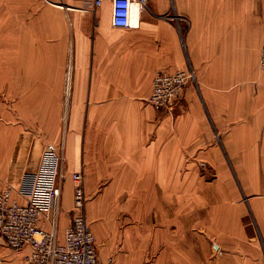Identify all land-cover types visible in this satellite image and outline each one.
I'll return each instance as SVG.
<instances>
[{
	"label": "crops",
	"instance_id": "crops-1",
	"mask_svg": "<svg viewBox=\"0 0 264 264\" xmlns=\"http://www.w3.org/2000/svg\"><path fill=\"white\" fill-rule=\"evenodd\" d=\"M9 1L0 0V191L10 185L22 203L44 145L30 147V166L16 164L15 144L24 142L23 159L31 133L19 134L14 111L39 112L61 90L44 80L64 63L48 62L46 25L9 21ZM68 1L65 167L85 176L99 260L118 245V264H264V0H148L132 28L111 25L108 1L95 13ZM180 69L194 80L160 112L148 102L152 79ZM16 79L22 90H12ZM62 197L60 239L74 206L69 178ZM25 252L2 246L0 264H26Z\"/></svg>",
	"mask_w": 264,
	"mask_h": 264
},
{
	"label": "built area",
	"instance_id": "built-area-1",
	"mask_svg": "<svg viewBox=\"0 0 264 264\" xmlns=\"http://www.w3.org/2000/svg\"><path fill=\"white\" fill-rule=\"evenodd\" d=\"M83 7L95 13L104 2L111 5L113 27H137L139 13L148 0H79ZM63 2V1H62ZM64 4V2L62 3ZM136 9V20L133 10ZM264 71V43L259 57ZM194 80L192 70L158 71L152 79L149 102L156 109L170 110L182 95L185 84ZM62 155L54 146L43 150L38 168L25 202L12 197V187L0 191V249L8 247L23 252L26 264H113L111 258H98L95 236L85 216L83 175L73 173L74 198L70 224L60 239L57 233L58 217L53 209L61 192L59 175Z\"/></svg>",
	"mask_w": 264,
	"mask_h": 264
},
{
	"label": "rangeland",
	"instance_id": "rangeland-1",
	"mask_svg": "<svg viewBox=\"0 0 264 264\" xmlns=\"http://www.w3.org/2000/svg\"><path fill=\"white\" fill-rule=\"evenodd\" d=\"M64 4H62L63 2ZM78 1V0H77ZM79 5H82L80 1H78ZM72 4L69 3L68 0H11L7 4L6 13L8 15L10 22H17L24 18L25 21H31L32 24H40L46 25V41L47 44H50V48L47 51L48 62L55 63L56 60H62L64 63V70L63 73L59 74L57 72H50L48 76L44 80V85L46 87L52 88H60L61 90H54L55 94H49L47 101L40 107L39 112L35 114V112L30 113V117L26 120L22 119L21 113L18 111H14V117L12 123L16 126V129L19 130V134L23 136L24 131H29L31 133L30 137V144L27 142L25 143V147H27V152L24 154V158L22 159V152H23V143L19 142L16 143V148L18 152L20 151V157H15L16 164L18 165L21 160L22 167L27 168L31 165L30 160H33V150L30 147H34L35 144L44 145V148L41 151V154L45 147L47 146H54L55 149L62 155V164L60 169L59 175V182L61 187L60 196L58 199V205L53 209V215L58 217V225L61 223L62 215L60 213L62 206H63V197L62 190H64V185L67 179L69 178L73 183V198H74V181H73V173L81 172L83 175V186L85 184L84 174L82 170L76 171H68V168L65 167V155H64V137L68 127L69 121V111H70V98H71V76H72V61H73V46H72V37H71V7ZM148 6V1H147ZM67 9H66V8ZM98 17V16H97ZM98 22V18H95L94 23ZM67 36V42L64 44L62 42V46L58 47V34ZM58 45V46H56ZM262 48V47H261ZM21 49V48H20ZM33 54V52H32ZM48 64V66L50 65ZM263 71V70H262ZM70 78V79H69ZM7 81V80H5ZM31 83V86H33ZM1 84V80H0ZM11 87L14 88L12 90H22L23 88V80L16 79L10 82ZM5 87L8 86L7 82H5ZM151 93V91H150ZM148 96V102H149ZM180 99V98H179ZM178 102V101H177ZM150 103V102H149ZM151 104V103H150ZM176 106L174 105L170 110L166 109H157L163 113H170L172 112ZM33 134H36L38 138H34ZM22 138V137H21ZM31 153V155H30ZM40 154V158H41ZM40 162V159H39ZM39 165V163H38ZM201 166L204 165V162L201 161ZM38 168V166H37ZM33 180V179H32ZM103 182V181H102ZM4 183H9V181H5ZM32 183V182H31ZM12 184V183H9ZM24 184H21L23 186ZM26 185V184H25ZM10 186V185H8ZM101 186V185H100ZM6 187V186H5ZM4 187V188H5ZM11 187V186H10ZM100 190V188H98ZM101 193V191L99 192ZM85 194V189H84ZM61 198V201H60ZM87 195L85 194V206L87 203ZM25 202V201H24ZM23 203V202H22ZM60 214V215H59ZM101 233V231H100ZM101 242V249L103 246H107V241L104 240L102 237L100 239ZM103 243V244H102ZM118 245H116L114 251L110 252V257L113 261V264H118L119 255L118 253ZM150 256L146 255L144 262H149ZM138 262L140 260L138 259Z\"/></svg>",
	"mask_w": 264,
	"mask_h": 264
},
{
	"label": "bare ground",
	"instance_id": "bare-ground-1",
	"mask_svg": "<svg viewBox=\"0 0 264 264\" xmlns=\"http://www.w3.org/2000/svg\"><path fill=\"white\" fill-rule=\"evenodd\" d=\"M132 16H133V20L135 21L136 20V9L133 10Z\"/></svg>",
	"mask_w": 264,
	"mask_h": 264
}]
</instances>
